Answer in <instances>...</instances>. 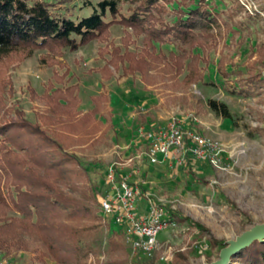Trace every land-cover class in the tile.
<instances>
[{"label":"rangeland","instance_id":"374dc122","mask_svg":"<svg viewBox=\"0 0 264 264\" xmlns=\"http://www.w3.org/2000/svg\"><path fill=\"white\" fill-rule=\"evenodd\" d=\"M98 1L92 0L93 5ZM235 1L242 11L232 22H241V27L232 24L231 30L223 28L221 34L216 33V42L210 48L193 50L201 59L198 69L203 80L199 83L185 84V73L176 77L165 69L164 63L149 71L148 81L139 73L123 75L127 63L118 65L117 69L109 66L110 77L105 79L100 69L109 57L99 55V48L105 44L96 41L75 52L65 50L62 57H55L63 68L44 63V52H34L10 66L7 74L14 92L5 94L6 106L21 110L24 119L33 124L38 123L37 115L46 110L40 97L53 82L55 73L61 76L67 71L69 84L79 86L81 111L91 109V96L108 97L96 117L101 122L100 131L88 143L66 150L81 166L84 177L80 187L73 190L61 185L66 194L77 198L86 194L94 201L102 241L99 254L90 255L88 264L212 263L218 260L227 242L264 224V85L248 97L234 91L239 85L238 79L259 75L264 81V11L259 7L261 0ZM118 2L121 14L127 15V3ZM206 3L215 13H225L235 4L233 0H207ZM51 8L59 14L67 12L74 21L91 13L77 0L66 4L56 0ZM122 38L123 28L112 26L108 41L123 48ZM125 46L131 51L142 47L140 39H133ZM161 49L164 53L176 51L171 45ZM219 65L230 74L229 78L221 75ZM209 101L224 104L231 119L212 111ZM173 121H179L185 132H197L221 144V169L195 161L185 168L171 162L151 165L143 132L153 127L164 129ZM111 169L117 178L124 177L137 185L146 200L163 211L189 218L202 225L206 232L199 233L187 222L179 224L168 219L172 226L160 234L153 258L133 255L122 236L100 212L99 198L107 191ZM25 239L31 249L42 250L37 241ZM214 241L223 243V247L213 246ZM110 242L117 245L113 253L108 251ZM0 253L17 264H54L47 258L43 263L39 261L37 252Z\"/></svg>","mask_w":264,"mask_h":264},{"label":"trees","instance_id":"16d2710c","mask_svg":"<svg viewBox=\"0 0 264 264\" xmlns=\"http://www.w3.org/2000/svg\"><path fill=\"white\" fill-rule=\"evenodd\" d=\"M77 1L91 13L74 21L67 12L52 11V4L44 1L0 0V251L37 252L42 263L47 258L54 264H88L90 255L99 254L102 234L97 230L94 201L86 194L80 198L66 194L61 185L73 190L80 187L81 166L66 150L88 143L100 131L96 117L108 97L91 96V109L81 111L79 86L69 84L67 71L61 76L55 73L40 97L46 110L33 124L24 119L21 110L6 106L5 94L14 92L7 74L10 66L34 52H44V63L63 68L55 57L96 41L105 44L99 55L109 57L100 69L105 79L110 77L109 66L117 69L127 63L123 75L139 73L148 81L149 71L164 63L176 77L185 73L183 82L190 85L203 80L198 69L201 59L193 50L210 48L223 28L242 25L232 22L242 11L235 0L233 9L225 13L210 10L207 0H124L127 15L121 14L118 0H99L95 6L92 0ZM261 1L259 7L264 11ZM115 25L123 28V48L108 41ZM133 39H140L139 51L125 46ZM165 45L176 51L164 53L161 47ZM219 69L224 78L230 77L222 66ZM238 83L234 91L243 97L264 85L259 75L238 79ZM209 107L231 119L224 104L209 101ZM188 165L185 162L183 168ZM164 218L206 232L202 225L171 211L164 210ZM26 237L37 241L42 250L31 249ZM213 246L223 247V243L214 241ZM116 248L110 242L108 251L113 253ZM231 264H264V243L254 242L232 257Z\"/></svg>","mask_w":264,"mask_h":264},{"label":"built area","instance_id":"2783aa9c","mask_svg":"<svg viewBox=\"0 0 264 264\" xmlns=\"http://www.w3.org/2000/svg\"><path fill=\"white\" fill-rule=\"evenodd\" d=\"M143 135L151 165L171 162L182 166L195 161L221 169L222 145L200 133L185 132L179 121L169 122L164 129L145 130ZM114 171H109L107 191L99 198L101 215L122 236L133 255L151 259L158 250L160 234L172 223L164 218L161 207L145 199L137 185L124 177L117 178ZM0 264L17 263L0 253Z\"/></svg>","mask_w":264,"mask_h":264},{"label":"water","instance_id":"95a60500","mask_svg":"<svg viewBox=\"0 0 264 264\" xmlns=\"http://www.w3.org/2000/svg\"><path fill=\"white\" fill-rule=\"evenodd\" d=\"M254 242L264 243V224L256 225L234 241L227 242V246L220 251L218 260L206 264H230L232 256L248 248Z\"/></svg>","mask_w":264,"mask_h":264}]
</instances>
